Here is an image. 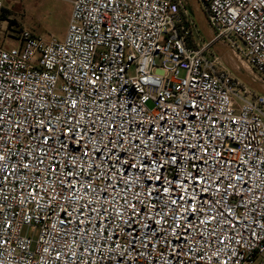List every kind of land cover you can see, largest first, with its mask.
I'll use <instances>...</instances> for the list:
<instances>
[{"label":"built area","instance_id":"2783aa9c","mask_svg":"<svg viewBox=\"0 0 264 264\" xmlns=\"http://www.w3.org/2000/svg\"><path fill=\"white\" fill-rule=\"evenodd\" d=\"M198 1L264 84V0ZM72 5L0 36V264H264V96L186 0Z\"/></svg>","mask_w":264,"mask_h":264},{"label":"rangeland","instance_id":"374dc122","mask_svg":"<svg viewBox=\"0 0 264 264\" xmlns=\"http://www.w3.org/2000/svg\"><path fill=\"white\" fill-rule=\"evenodd\" d=\"M72 1L4 0L6 10L1 22L0 36H7L8 47H18L17 38L23 31L44 38L53 36L64 40L72 14ZM190 12L192 14L191 10ZM183 75L181 72L180 76ZM29 235L36 239L38 233ZM258 263L257 261L254 264Z\"/></svg>","mask_w":264,"mask_h":264},{"label":"water","instance_id":"95a60500","mask_svg":"<svg viewBox=\"0 0 264 264\" xmlns=\"http://www.w3.org/2000/svg\"><path fill=\"white\" fill-rule=\"evenodd\" d=\"M192 11L194 21L202 38L210 45L212 51L223 61L229 71L244 85L254 92L264 96V84L253 79L238 62H233L228 54L229 49L214 41L212 32L207 26L206 15L198 0H186Z\"/></svg>","mask_w":264,"mask_h":264},{"label":"bare ground","instance_id":"6f19581e","mask_svg":"<svg viewBox=\"0 0 264 264\" xmlns=\"http://www.w3.org/2000/svg\"><path fill=\"white\" fill-rule=\"evenodd\" d=\"M228 56L229 57H233L234 58V56H233V54L231 53V52H229V54H228ZM236 60V59H235ZM237 61V60H236ZM240 65V67H241V64H239ZM241 68H243V67H241ZM244 69L246 70V72H247V69H246V67H244ZM253 79H255V80H257L253 75H251L249 72H247Z\"/></svg>","mask_w":264,"mask_h":264},{"label":"snow or ice","instance_id":"6c2138e0","mask_svg":"<svg viewBox=\"0 0 264 264\" xmlns=\"http://www.w3.org/2000/svg\"><path fill=\"white\" fill-rule=\"evenodd\" d=\"M0 159H3V157H0Z\"/></svg>","mask_w":264,"mask_h":264},{"label":"trees","instance_id":"16d2710c","mask_svg":"<svg viewBox=\"0 0 264 264\" xmlns=\"http://www.w3.org/2000/svg\"><path fill=\"white\" fill-rule=\"evenodd\" d=\"M4 13H5V11H4ZM1 18H3V16Z\"/></svg>","mask_w":264,"mask_h":264}]
</instances>
